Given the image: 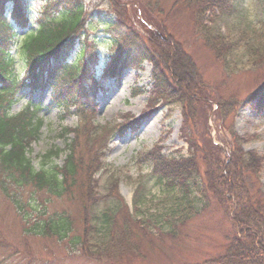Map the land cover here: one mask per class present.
<instances>
[{"label": "rangeland", "instance_id": "obj_1", "mask_svg": "<svg viewBox=\"0 0 264 264\" xmlns=\"http://www.w3.org/2000/svg\"><path fill=\"white\" fill-rule=\"evenodd\" d=\"M22 1L26 2L24 9H27V14L34 21L52 0ZM173 1L121 0L117 11L111 0H83L89 20L86 32L92 38L86 40L81 36L68 61L78 60L81 45H86L83 61L90 75L88 72L81 84L73 83L74 89L82 88L78 106H72L69 110L58 106L51 87L33 93L26 83L25 88L17 94L11 113L16 115L28 106L31 109L35 107L38 109L37 116L44 123L39 138L30 144L29 156L35 167L41 168L47 161L46 154L56 149L60 152L54 163L62 166L67 159V144L70 143L66 139L76 137L78 140L77 132L72 130L79 129L83 124L80 130L99 134L94 139L96 144L91 146L93 148L85 149L88 154L95 152L92 163L102 166V169L91 179L94 187L92 195L83 194L79 181L71 189H75L73 194L56 197L43 191L34 194L36 201L31 204L33 189H25L21 192V198L26 203L24 206L29 215L27 220L20 219L17 208L0 190V263L6 262L1 264H117L110 262L105 253H99L102 257L99 262L92 260L89 252L84 253L78 244L71 241L77 234L82 237L90 234L91 243H100L104 233L101 216L110 208L116 211L117 204L121 212L113 225L114 234L117 239H121L123 230L128 228L126 234H129V238L125 248L110 246V250L123 251L125 263L210 264L207 263L209 260L217 258L226 250L230 235L234 232V223L212 195L207 194V203L202 202V191L208 182L205 173L207 176L210 173L212 178L216 164H224L222 173L225 175L231 169L234 160L231 155L233 140H237L244 151H251L264 158V106L260 105L264 99L259 100L260 104L250 99L264 87V67H254L249 57L250 49L257 40L264 41V0H233L231 14H222L217 20L216 29L236 43L227 66L205 47L186 12L176 10L170 13ZM127 2L134 6H129ZM157 2L165 9L164 12L159 8L152 9ZM118 13H122L124 26L117 33L124 31L130 36L134 32L143 39H139L142 42L140 48L146 43L150 50L155 46L153 42H156L158 47L167 50V46L170 48V45L175 44L182 46V50L188 54V60L193 63L197 74L192 76L185 92L186 96L193 95L196 100L193 103L195 112L192 109L190 112L192 120L187 136L193 141V148H189L183 132L186 128L184 106L167 102L156 91L154 78L157 73L154 72V63L146 60L140 70L126 68L121 72L119 80L104 76L111 64L108 58L112 49L115 50L112 40L116 36L115 31L110 33L105 26L114 21ZM165 19L168 21V33L173 38L163 42L164 46L156 39L151 40L150 45L144 23L155 28L158 21ZM37 27L38 24L34 22L30 29ZM172 47L177 50V47ZM137 50L134 49L133 55L129 51L126 53L133 57ZM155 58L159 63L158 71H161L164 63L159 60V55ZM15 69L20 80H23L25 73L20 59ZM176 80L174 87L178 91L183 84ZM153 92L156 95L152 96ZM180 92L183 94V91ZM216 100L222 105L220 119L217 117L219 105ZM237 100L241 105L235 113L229 114L228 110L233 108ZM126 121L132 125L123 128L124 131L120 130L119 127ZM157 126L160 132H157ZM64 128L72 133L65 136L62 133ZM84 137L83 133L78 140L80 146ZM150 152L187 158L196 154L198 160L204 158L201 154H205L208 162L200 159L202 176L196 178L198 183L190 181L191 192L186 195L180 185L171 188L165 182L158 181L152 163L142 159ZM261 167L258 178L264 187V162ZM84 181H87L86 178ZM88 195L92 202L88 203L89 209L85 213L83 196ZM189 203L195 209L192 213L188 210L186 212L193 216L181 223L184 214L182 210ZM43 212L51 215L68 214L73 221V232L65 241L26 233L28 225L25 227V224L32 225ZM85 216L90 219L87 225ZM139 221L153 234L143 235L142 241L135 239V234L140 235L136 225ZM97 225L100 232L92 235L97 231L92 227ZM97 246L92 245L94 252Z\"/></svg>", "mask_w": 264, "mask_h": 264}, {"label": "trees", "instance_id": "obj_2", "mask_svg": "<svg viewBox=\"0 0 264 264\" xmlns=\"http://www.w3.org/2000/svg\"><path fill=\"white\" fill-rule=\"evenodd\" d=\"M111 1L116 6L115 10L119 11L117 6H121V0ZM11 3L13 4L14 23H11L5 15V11ZM127 3L131 7L134 6L129 2ZM25 4L26 2H21V0H0V190L17 208L18 216L22 220H27L26 218L29 217L25 208L26 205L24 206L25 200L21 198V192L25 189H33L31 191V204H33L32 201H36L34 194L38 195L43 191L56 197L73 194L75 189H71L79 181H81L79 187L83 189V194L90 193L92 195L94 187L91 185V179L96 172L102 169V166H96L92 163L95 152L88 154L85 149L86 147L93 148L91 146L96 144L94 139L99 134L90 130H80L83 124L79 129L72 130L77 132L78 140L83 133L85 134L83 144L80 146L76 137L72 140L66 139L70 143L67 144V159L62 166L54 163L60 152L59 149L51 150L46 154L47 161L41 168L38 169L33 165V161L29 156L30 144L31 141L39 138L44 123L37 116V108L30 109V107H27L26 110L16 115L12 114L11 110L16 103V96L25 88L27 83L33 93L51 87L54 90L53 98L58 106L64 107V110H69L72 106H78L77 101L80 100L82 88L74 89L73 83L81 84L85 76L88 75L89 69L88 67L85 68V61H83L86 56V45L82 44L78 60L69 63L68 61L77 40L81 36L88 40L92 38V35L86 32L89 20L83 0H52L34 21L27 14V9H24ZM233 6V0H174L171 4L170 13L176 10L186 12L205 47L213 52L217 60L227 66L228 58L233 55V48H235L236 43L222 31L217 30L215 24L220 15L231 14ZM157 8L163 12L165 11L158 2L152 9L157 10ZM121 14L118 13L114 21L107 23L105 26L110 33L115 31L116 36L112 40L115 52L112 49L109 57L111 66L109 65L106 69L104 76L119 80L122 76L121 72L126 68L141 69L146 60L154 63L156 69L154 72L157 73L154 78L156 91L158 94L163 95V99L167 102L181 103L184 106V127L186 128L183 129V132L188 139L189 148H193V141L187 136L192 120L190 112L191 109H194L193 103L196 100L193 95L188 94L186 96L185 94L190 79L192 76L197 75L193 63L188 60L189 56L182 50V46L172 44L177 47V50H175L168 43L170 48L167 46V50H164L158 47L156 42H153L155 46L149 50L146 43H143V48H140L142 42L139 39L142 38L134 32L130 36L125 34L124 31L117 33L124 26ZM34 22L38 24V27L32 30L30 27ZM167 22L166 19L160 20L155 28L145 25L147 41L150 42L156 39L162 46H164L163 42L166 40L170 41L173 35L168 33ZM18 28L24 33L20 34ZM257 41L250 49L249 57L254 67H264V41ZM14 48L15 52H13ZM135 48L138 49L137 54L130 57L126 52L129 51L133 55ZM156 55H159L161 58L159 60L164 63L161 71H158L159 63L155 58ZM18 59L23 63L25 73L23 80H20V76L15 69ZM169 65L172 68H169ZM175 80L183 84L181 90L179 88L178 91L175 90ZM180 91H183V94ZM153 95L156 94L153 92ZM262 98L264 99V87L258 90L250 99L259 102ZM216 103L219 105L217 117L220 119L222 113L220 106L222 107V105L219 104V100H216ZM240 105L241 103L237 100L233 108L228 110L229 114L235 113L236 108ZM260 105L264 106V103ZM130 125L132 123L126 121L119 128L124 131L123 127L126 129ZM72 131L64 128L62 133L69 136ZM235 139H237L236 136ZM232 147L231 155L234 160L226 175L222 173L224 170L223 163L215 165L213 168L215 175L212 178L210 173L208 176L207 172L205 173L208 182L206 185L207 191L205 187L202 191V202H206L207 194L212 195L224 212L231 216L232 223H234V232L233 235H230V241L224 253L207 263L264 264V187L260 183V178H258L264 158L262 156L258 157L251 151H244L237 144V140H233ZM79 156L80 162L78 161ZM201 156H204V158L200 159L208 162L207 155L201 154ZM142 159L152 163L153 172L156 173L160 183L165 182L171 188L180 185L186 195L191 192L190 181L198 183L196 178L202 176L200 159L196 158V154L187 158L150 152V154L144 155ZM84 178L87 181H84ZM83 197L86 213L89 209L87 205L92 201L89 195ZM189 205L182 210L184 214L181 223L193 216L190 213L195 208L193 205ZM115 207H117L116 211L110 208L101 216L103 222L101 226L104 233L102 235L103 240L100 243H91L90 234L88 237L77 234L71 241L76 245L78 244L84 253L89 252V258L97 262L102 258L99 253H105L110 262L130 264L123 261V251L110 250V246L117 249L125 248L126 240L129 238V234H126L127 225L124 227L126 229L123 230L124 233L121 235V239H117L116 234H114L116 232L113 225L117 221L116 216L121 212V207H118V204ZM202 209H204V205ZM187 210L190 213L186 212ZM85 219L87 225L90 219H88V216H85ZM27 225L26 233L42 238H56L59 241H65L69 234L73 232V221L66 212L63 214L54 213V215L43 212L40 217H37V221L30 226L29 223H26L25 227ZM136 225L140 235L135 234V239L142 241L144 236L153 235L150 230L144 228L141 221ZM92 229L97 230L92 235L100 232L98 225L92 227ZM94 244L98 245L95 249L96 252L93 251L94 249L92 250ZM102 247L104 249L101 250Z\"/></svg>", "mask_w": 264, "mask_h": 264}, {"label": "bare ground", "instance_id": "obj_3", "mask_svg": "<svg viewBox=\"0 0 264 264\" xmlns=\"http://www.w3.org/2000/svg\"><path fill=\"white\" fill-rule=\"evenodd\" d=\"M124 128V127H123ZM157 128H158V131L157 132H160V128H159V126H157Z\"/></svg>", "mask_w": 264, "mask_h": 264}]
</instances>
